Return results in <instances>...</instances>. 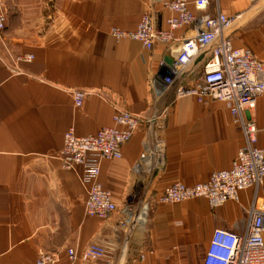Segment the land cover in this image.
I'll return each mask as SVG.
<instances>
[{
	"label": "crops",
	"instance_id": "crops-1",
	"mask_svg": "<svg viewBox=\"0 0 264 264\" xmlns=\"http://www.w3.org/2000/svg\"><path fill=\"white\" fill-rule=\"evenodd\" d=\"M172 1V0H165ZM190 11L198 18L221 11L235 17L228 35L236 48H249L264 62V0H219ZM7 28L0 35V264H36L42 254L69 248L81 253L90 243L106 246L115 264H201L217 229L244 233L252 189L213 210L206 199L168 204L161 201L175 183H206L228 170L243 136L228 104L157 99L151 83H162L179 45L114 37L134 31L149 15L167 30L173 13L159 0H4ZM190 28L175 32L178 39ZM34 54L32 62L21 57ZM201 70L200 61L195 63ZM160 87V85H159ZM87 93L82 107L74 92ZM168 107L166 114L162 109ZM121 111L138 116L141 127L123 146L122 157L101 163L100 183L119 207L109 220L85 215L87 192L78 173L58 159L64 135L97 134L114 126ZM161 113V114H160ZM155 125L148 121L159 115ZM157 117V118H158ZM255 120L264 149V96ZM148 205L144 222L123 226L127 204ZM264 206V182L257 195Z\"/></svg>",
	"mask_w": 264,
	"mask_h": 264
},
{
	"label": "built area",
	"instance_id": "built-area-1",
	"mask_svg": "<svg viewBox=\"0 0 264 264\" xmlns=\"http://www.w3.org/2000/svg\"><path fill=\"white\" fill-rule=\"evenodd\" d=\"M159 1L173 13L167 21V30L157 28L153 19L145 15L134 31L113 30L114 37L138 40L149 50L158 43L178 44L180 50L169 74L162 83L157 80L151 83L153 95L160 99L173 91L174 99L193 97L201 103L224 102L243 136V145L228 170L214 172L210 180L202 184L175 183L165 190L161 201L174 204L206 199L211 209L216 210L229 201L238 202L242 191L254 190L244 233L215 230L201 264H264V206H257L258 191L264 182V149L258 146L260 130L255 120L258 98L264 96V62L249 48L234 46L228 31L234 25L235 17L218 11L214 16L198 18L190 11L189 0ZM249 1L255 3L258 0ZM211 4L219 8V0L195 1L200 10ZM6 28L5 3L0 0V35ZM183 28H190L193 35L178 39L175 32ZM34 58V54H26L21 60L32 62ZM196 61L202 66L198 73ZM86 95L85 92H74L78 108L83 106ZM167 110L168 107H164L161 113L166 114ZM160 114L149 119L150 124L155 125ZM141 124L138 116L121 111L114 117V126L104 127L95 135L78 136L74 128L64 135L58 159L64 170L78 173L87 192L86 216L109 220L119 211L112 193L100 183L101 163L120 159L123 146ZM121 211L123 226L128 227L145 221L148 205L127 204ZM66 256L70 262L115 264L106 246L98 242L90 243L81 253L69 248ZM59 259V253H42L36 264H56Z\"/></svg>",
	"mask_w": 264,
	"mask_h": 264
}]
</instances>
